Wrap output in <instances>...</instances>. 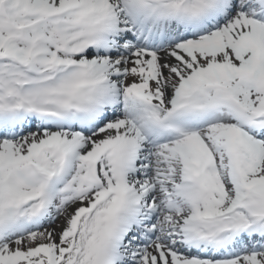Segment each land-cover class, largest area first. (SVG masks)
I'll list each match as a JSON object with an SVG mask.
<instances>
[{"label":"snow or ice","instance_id":"snow-or-ice-1","mask_svg":"<svg viewBox=\"0 0 264 264\" xmlns=\"http://www.w3.org/2000/svg\"><path fill=\"white\" fill-rule=\"evenodd\" d=\"M0 264H264V0H0Z\"/></svg>","mask_w":264,"mask_h":264}]
</instances>
